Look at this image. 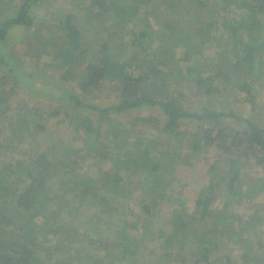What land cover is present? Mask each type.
<instances>
[{
	"label": "trees",
	"instance_id": "16d2710c",
	"mask_svg": "<svg viewBox=\"0 0 264 264\" xmlns=\"http://www.w3.org/2000/svg\"><path fill=\"white\" fill-rule=\"evenodd\" d=\"M147 1L155 2L153 9L159 11L164 30L184 25L181 36L169 38L163 32L153 36L147 16L135 22ZM177 1L67 0L66 4L64 0L59 5L57 0H15L13 4L9 0L0 6V65L19 72L23 71L19 62L1 61L10 31L24 23L34 6L52 7L40 21L36 33L41 36L26 41L33 72L38 65L42 77L10 74V89L25 86L24 91L44 102L47 121L63 116L76 132L83 131L79 147L49 140L42 150L34 139L27 141L30 133L21 127L32 116L26 104L20 100L15 104L13 126H4L6 119L0 114V134L7 135L0 139V264H135L146 243L152 255L173 256L179 264H211L224 239L240 240L251 227L264 226V202H260L264 177L244 185L233 163L241 158L243 166L264 167V105L252 96L264 84V73L254 72L256 65L264 66V0ZM112 11L118 18L111 17ZM207 24L214 32L205 31ZM178 45L185 51L170 53ZM210 48H219V54L203 57ZM168 68L170 73L165 72ZM149 74L160 81L159 89L151 92L143 84L144 92L134 91ZM185 81L191 82L193 98L176 90ZM212 87L216 92H211ZM242 93L246 100H241ZM217 96L228 101L227 111L212 108ZM196 97L207 104L199 106ZM247 100L250 112L244 119ZM140 108L150 113L141 115ZM254 109H258L256 115ZM127 112H137L129 117L130 124L116 120ZM40 128L31 133L37 140L43 134ZM162 131L170 134V145L165 136L158 135ZM110 137L116 139L112 161L105 158ZM25 142L32 148L22 147ZM210 143L217 150L210 168L218 175L197 192L201 216L193 217L176 206L169 213L170 232L157 240L150 221L158 215L173 183L172 176L166 175L171 173L164 159L171 152L181 164H191L190 158ZM20 147L25 150H18L15 162L6 163L4 158H14ZM233 150H237L236 158L221 160L222 154ZM59 151L74 159L69 167L56 170L50 165L55 159L50 157ZM88 155L108 159L107 169L90 174L91 164L76 159L86 161ZM220 162L226 166L219 168ZM73 164L77 169L70 168ZM217 190L223 193L221 200ZM87 199L89 217L79 223L77 212ZM216 203L222 206L205 236L195 233ZM133 229L139 232L137 240L128 235Z\"/></svg>",
	"mask_w": 264,
	"mask_h": 264
},
{
	"label": "rangeland",
	"instance_id": "374dc122",
	"mask_svg": "<svg viewBox=\"0 0 264 264\" xmlns=\"http://www.w3.org/2000/svg\"><path fill=\"white\" fill-rule=\"evenodd\" d=\"M9 0H0V6H4L5 2ZM11 3L13 4L15 0H10ZM64 0H57V3L59 5H62V2ZM107 0V4L109 3ZM147 5L144 3L142 7H140L138 15L135 18V22L140 21L142 18L149 17L151 22L148 23L147 27L150 29L151 34L153 36H159L162 32L166 35L169 36V38H176L181 36V28L184 27L182 24H178V26L173 27L172 29L169 30H164L162 27V24L160 22V14L159 11L156 9H153V4L150 1H147ZM67 4V0L65 2ZM171 4H179V1L177 0H170ZM67 6V5H65ZM7 9V8H6ZM181 10H184L183 7H180ZM53 11L52 7H47V6H34L33 9H30L28 12L27 17L25 18L24 23L19 25L18 27L12 29L9 33L8 41L5 43L6 49L4 50V54L1 58V61H8L10 63H16L19 62L22 65L23 71L19 72L17 68L13 67V70H7L6 67H1L0 69V114H2L4 119V123H2L4 126H13L11 123V118L13 114H15L18 110V106L15 104L20 100L22 105H27L25 108L28 112L32 113V116L28 119V125L24 124L21 127L24 128L26 133H30V136H28V140L34 139L38 145H40L42 150H46L47 146L50 144L49 140L52 141V143L60 142L62 141L65 146L71 145L73 148L79 147L81 145V140H79L80 134L83 133L81 130L79 133L74 130V127L67 121V119L63 116H60L59 118L55 119H49L48 121L46 120V109L47 107H43L41 103L44 102H39L37 100V97L30 93V91H24L23 89H26L24 86L22 89L19 87V85H13V88H11V83H12V78L11 75H15L20 77L22 74L30 75V74H36V76H39L40 78L42 77V70L41 68L39 69V66L36 65V72H33V66L34 62L30 59L31 56L28 53L29 49L26 44L27 40L35 41L37 36H41V34H37L36 32L38 31L40 27V21L44 18H46L51 12ZM208 11V9H207ZM161 12V11H160ZM129 17V15H126ZM112 18H118L117 14H115L113 11L111 13ZM130 18V17H129ZM151 23L155 24V28L152 27ZM208 25V24H207ZM129 28H132V24L129 23L127 25ZM234 26V25H233ZM233 27L232 29H234ZM205 31L210 34L213 29H211L208 26L205 27ZM214 32V31H213ZM219 32V31H217ZM219 34V33H218ZM221 40V37H219ZM264 39V34L261 36V40ZM193 43L190 42V46L192 47ZM189 46V45H187ZM190 47V48H191ZM127 50L129 48H126ZM125 49V50H126ZM185 51V48L183 46L178 45L177 47H173L170 50V53H175L177 55L178 52ZM220 50L219 48H210L204 51L203 57L205 58H213L219 54ZM169 53V56H170ZM34 57V55H33ZM11 58V59H10ZM119 59V58H118ZM152 62L156 63V60L152 58ZM204 61V60H203ZM205 62V61H204ZM260 65V64H259ZM256 65L254 69V72L257 74H263L264 73V66L263 65ZM146 62L142 63V69L145 70ZM35 70V68H34ZM185 70V69H184ZM165 72L170 73L171 68H168L165 70ZM5 73L6 74L4 76ZM183 75L185 73L183 72ZM144 82H141L139 84V87L134 89V91H141L144 92L146 88H150L149 90L151 92H155L156 90L159 89L160 87V81L156 79L155 77L151 76V74L148 75ZM39 77L35 78V81H39ZM264 78V76H262ZM44 78V77H43ZM53 79L58 80V76L53 75ZM261 78V79H263ZM193 83V82H192ZM26 84H32V83H26ZM145 86H144V85ZM191 82L185 81L182 83V85L177 86L176 90L181 91L182 94L185 96H188L190 98L194 96L192 94L193 90L189 88V85ZM33 90H36L33 86L34 85H26ZM38 86V84H36ZM261 91L257 90L254 91V95L252 96L257 97L258 100H260L262 103L260 105H264V84L262 83L260 85ZM31 89V90H32ZM38 89V88H37ZM168 91L173 90V88H167ZM211 92H216V89L212 87ZM133 91V92H134ZM111 94L113 95L112 91ZM29 94H31V97H29ZM110 95V96H112ZM219 98H216L212 101V108L220 110V111H227L229 104L227 100H222L221 96H217ZM241 100H246L247 96L245 93H242L240 96ZM196 104L199 106H204L207 104L206 101H203L201 97H196L195 101ZM247 106L246 109L242 112L243 116L242 118H247L248 114L250 112V104L249 101L247 100ZM19 103V102H18ZM106 106H111L112 104L108 101H104ZM206 103V104H205ZM152 111H155L154 113L159 112L158 109H154ZM258 109L252 110V114H257ZM137 112L139 114L147 116L150 112L148 110H145L143 108H140ZM137 112H132V113H125V114H119L117 116L116 120L122 121V123L125 124H130V119L129 117H135L137 115ZM122 115V116H121ZM227 123V121H226ZM35 124H37V128H35ZM139 124V123H137ZM41 126V128H40ZM226 126V125H224ZM41 130L43 134H40L38 136V140L36 139L35 136L31 135L33 134L34 131ZM137 128H145V127H138ZM35 129V130H34ZM104 133V132H103ZM102 133V134H103ZM158 135H163L165 136V142L167 143L166 145H170L172 143L170 134H166L165 132L158 133ZM7 136L6 133L1 135L0 134V139L3 137ZM224 136L220 138V142H223ZM163 139V140H164ZM106 149L110 150L109 153L106 155L105 158H111L109 161H112V155L111 152L115 149L116 146V139L114 137L108 138L106 141ZM22 147L27 148V150L32 148V144H28V142H25L21 145ZM216 145L214 143H210L207 147L202 148V150L192 156L190 158L189 162H192L191 164H181L179 162L180 158H174V154L171 152L169 155L164 159L163 163L166 165V168L169 170L171 174H167L163 171H161L162 174L166 175H171L172 176V182L169 189H167V193L165 196V200H163L162 204L159 206V212L158 215L153 217L150 222H152V227L154 230V233L157 236V240L160 239V236L163 233H168L170 232V226L171 223L169 222V213L171 210H173L176 206H181L183 207L185 213L192 215L193 217L199 218L201 216L202 210L201 207L197 208L196 207V195L197 192L203 187V186H208V182L210 181L211 177H216L218 174L215 172V170H211L210 165L214 162L216 159L217 155V150L215 148ZM18 150H25V149H16L14 152V158H4L5 162L7 163L8 160L11 159V162H15L17 157V154L19 153ZM37 151V150H36ZM101 151V150H100ZM103 151V150H102ZM105 152V151H103ZM237 150H233L230 154L223 155L221 160H225L227 158L225 157H234L236 158L237 154L235 153ZM66 152H61L59 151L58 153H55L54 156L50 158H54L55 160H52L50 165L54 167L56 170H59L58 167L61 166L63 168L69 167L74 158H68L65 156ZM239 154V153H238ZM32 158H35V154H31ZM87 155V154H84ZM89 157L86 158V161L84 159L76 158L79 163H90L91 167H88L90 169V174L92 175H98L102 170L107 169V160L108 159H102V158H96V156L93 158L92 156L94 155H88ZM32 158H29V161L32 160ZM93 158V159H92ZM23 159V158H21ZM75 159V160H76ZM232 159V158H231ZM34 160V159H33ZM76 160V162H77ZM28 161V162H29ZM241 158L236 159L233 163L236 164V167L238 169V174H239V179L240 182L244 185H249V184H254L255 179L257 176L264 177V167L261 168V165H253L251 167L245 165L243 166V162L241 163ZM251 162V161H250ZM252 164V163H251ZM74 166L70 167L72 169H77L75 166L76 164H73ZM90 166V165H88ZM226 165L222 162L218 164L219 168H224ZM164 169V168H162ZM122 170V169H119ZM62 176V175H60ZM54 179V178H53ZM58 181V180H57ZM56 181V182H57ZM56 182L54 183L56 186ZM53 184V186H54ZM223 193L220 190H217V197L219 200L222 199ZM260 202H264V193L261 194ZM90 205L89 199L85 201L81 207L78 209L77 212V220L79 223H84L87 221L89 214H88V208ZM216 205V206H215ZM213 206L208 214L202 218L203 222L199 223L197 225V229L195 233H198L202 236H205L206 231L209 230V226L213 221L214 214L217 210V208L222 206V203H216ZM197 220V219H196ZM193 220V221H196ZM115 223H117V219H114ZM128 230V229H127ZM126 230V231H127ZM128 235L134 240H137V237L139 236V232L136 230H130L128 232ZM150 244L146 243L142 249H139L137 258L135 259L138 260L139 264H179L177 263V258L173 256L164 257L161 256L160 254L157 255H152L149 252ZM222 249L218 252V254L213 255L212 258L210 259L211 264H264V226H253L244 233L241 234V239L240 240H230V239H224L222 241ZM222 254V255H221ZM103 255V254H102ZM159 255V256H158ZM137 260L134 262L137 264Z\"/></svg>",
	"mask_w": 264,
	"mask_h": 264
}]
</instances>
